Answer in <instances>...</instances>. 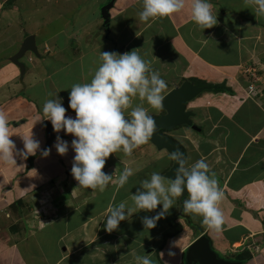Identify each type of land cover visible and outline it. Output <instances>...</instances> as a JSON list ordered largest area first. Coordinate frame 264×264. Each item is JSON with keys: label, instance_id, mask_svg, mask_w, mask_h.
<instances>
[{"label": "crops", "instance_id": "obj_1", "mask_svg": "<svg viewBox=\"0 0 264 264\" xmlns=\"http://www.w3.org/2000/svg\"><path fill=\"white\" fill-rule=\"evenodd\" d=\"M108 2L0 3V110L9 117L11 139L23 149L22 136L33 131L46 149V126H53L51 121L37 122V116L43 118V104L59 94L66 115L75 118L69 107L71 87L91 82L101 52L137 49L164 78H174L162 95L187 80L207 87L187 104L195 128L179 125L164 133L184 148L186 167L200 159L210 165L224 193V224L219 232L212 231L202 217L185 214L186 192L156 228L145 229L142 220L156 215L162 205L137 212L118 230L107 232L109 207L121 202L133 207L131 196L143 180L153 172L166 177L174 164L171 154L150 141L130 156L122 149L113 153L104 168L113 180L101 192L79 185L71 174L75 152L70 147L66 155L58 154L55 137L47 158L38 152L27 160L17 156V165L0 160V264H135L134 254L150 256L153 264H186V251L200 235L209 237L220 257L264 264V91L246 94L249 70L255 64L264 70V15L257 17L245 0H211L218 24L203 31L189 9L141 22L143 0H115L106 21L102 9ZM30 6L37 11L45 7V13L24 14ZM29 35L35 36L40 56L27 51L22 72L11 59ZM141 104L151 116L165 113L133 99V107ZM58 135L71 145L72 135ZM125 167L134 174L120 188ZM173 241H178L173 249L177 255L170 258ZM248 254L250 259L240 260Z\"/></svg>", "mask_w": 264, "mask_h": 264}, {"label": "clouds", "instance_id": "obj_2", "mask_svg": "<svg viewBox=\"0 0 264 264\" xmlns=\"http://www.w3.org/2000/svg\"><path fill=\"white\" fill-rule=\"evenodd\" d=\"M245 3L252 6L257 17L264 15V0H245ZM186 9L203 31L218 24L211 0H143V10L138 15L141 22L149 23L156 18H170ZM100 60L90 83H77L71 87L69 107L74 110L75 118L66 115L68 109L58 94L43 104V118L37 116L36 119L37 122L51 121L57 134L65 131L74 137L69 145L57 135L53 147L62 156L71 147L75 152L71 169L74 179L81 187L103 192L113 180V174L104 171L107 159L121 149L126 155H132L135 149L148 143L157 130V123L148 108L142 104L133 107V99L138 97L141 101L146 100L151 108L160 109L165 99L162 93L168 85L152 68L151 61L145 60L137 49L123 54L101 52ZM13 135L7 113L0 110V160L7 164L17 165V156L27 160L38 152L44 158L51 155L52 147L42 149L33 131L30 136H22L23 149H17L11 139ZM171 159L179 165L175 178L153 172L150 179L143 180L132 194L133 207L126 202L110 206L105 224L107 232L118 230L122 221L129 220L137 212H151L162 205L156 215L145 216L142 220L145 229L156 228L185 190L188 196L183 200V212L202 217V224L209 230L220 231L224 224L220 207L224 193L218 187L210 165L200 159L186 167L187 160L180 150L173 152ZM133 174V169L125 167L119 177V187L123 188ZM176 247L178 241L171 242L167 252L170 258L176 257L173 250ZM134 258L135 264H153L147 255L134 254Z\"/></svg>", "mask_w": 264, "mask_h": 264}, {"label": "water", "instance_id": "obj_3", "mask_svg": "<svg viewBox=\"0 0 264 264\" xmlns=\"http://www.w3.org/2000/svg\"><path fill=\"white\" fill-rule=\"evenodd\" d=\"M114 2L115 0H109L102 9L106 21L109 19V9L114 5ZM27 51H32L35 55L40 56L37 45L35 44V36L33 35H29L25 38L22 47L11 59L19 66L22 72L25 71V65L22 59ZM206 88L205 86L197 85L187 80L179 87L165 94L162 107L165 113L152 116L157 123V130L149 141L159 149H166L171 155L173 152L180 150L185 156L184 148L172 137L163 133V130H171L179 125H188L195 128L191 119L194 113L188 109L187 104L204 92ZM46 129V148H49L58 134L50 124L46 126ZM178 167L179 165L176 164L174 160L173 167L167 172L166 177L174 179L175 171ZM186 192L185 190V193ZM185 257L188 264H241L240 261L220 257L211 246L210 239L206 235H200L189 245Z\"/></svg>", "mask_w": 264, "mask_h": 264}, {"label": "rangeland", "instance_id": "obj_4", "mask_svg": "<svg viewBox=\"0 0 264 264\" xmlns=\"http://www.w3.org/2000/svg\"><path fill=\"white\" fill-rule=\"evenodd\" d=\"M0 3H1V7H3V6H8L9 4H11V3H13V0H0ZM3 5V6H2ZM36 7V6H35ZM45 7H43V8H40L38 11L37 10H35V9H33V7L32 6H30V8H28V9H23L22 10V12L24 13V14H26V15H28L29 13H30V15H31V17H34V16H42L44 13H45ZM21 14V13H20ZM36 21V20H35ZM34 23V22H33ZM264 65V64H263ZM256 66H258V65H254V67H252V69L251 70H249V74H248V79H247V82L248 81H252L253 80V78H254V74H252L253 73V68H255V69H258L257 71L259 72V75H260V77L262 78V81L264 82V70L262 71V70H260L259 69V67L258 68H256ZM264 69V68H263ZM257 71H255L256 73H257ZM258 75V76H259ZM162 76V75H161ZM161 78H163L165 81H166V83H167V85H168V87H171L173 84H175V81H174V78L173 77H168L167 76V78H164L163 76L161 77ZM258 80H259V77H258ZM248 84H249V82H248ZM176 88V87H175ZM163 114V113H162ZM236 245V244H235ZM237 245H239L238 243H237ZM248 257V256H247ZM185 258V263L186 264H188L187 262H186V257H184ZM248 259H250V257L248 258ZM247 259V260H248Z\"/></svg>", "mask_w": 264, "mask_h": 264}, {"label": "built area", "instance_id": "obj_5", "mask_svg": "<svg viewBox=\"0 0 264 264\" xmlns=\"http://www.w3.org/2000/svg\"><path fill=\"white\" fill-rule=\"evenodd\" d=\"M254 78L252 81H249V86L247 87L246 94L251 95L252 93H260L262 94L264 91V82L262 81V78L259 75L258 69L253 68ZM257 71V73L255 72ZM259 75V76H258ZM259 77V80H258Z\"/></svg>", "mask_w": 264, "mask_h": 264}, {"label": "trees", "instance_id": "obj_6", "mask_svg": "<svg viewBox=\"0 0 264 264\" xmlns=\"http://www.w3.org/2000/svg\"><path fill=\"white\" fill-rule=\"evenodd\" d=\"M209 89H211V90H213V91H227V90H229L230 92H231V90L228 88H226V87H224V86H209L208 87ZM248 256V257H247ZM251 255H246V257H244V258H242V259H240V260H247L249 257H250Z\"/></svg>", "mask_w": 264, "mask_h": 264}, {"label": "bare ground", "instance_id": "obj_7", "mask_svg": "<svg viewBox=\"0 0 264 264\" xmlns=\"http://www.w3.org/2000/svg\"><path fill=\"white\" fill-rule=\"evenodd\" d=\"M235 246H237V245H235Z\"/></svg>", "mask_w": 264, "mask_h": 264}]
</instances>
